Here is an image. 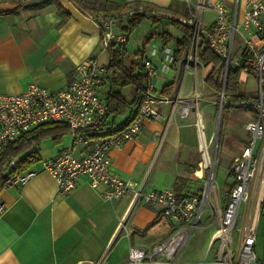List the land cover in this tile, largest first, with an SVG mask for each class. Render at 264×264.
I'll return each mask as SVG.
<instances>
[{
    "label": "built area",
    "instance_id": "built-area-1",
    "mask_svg": "<svg viewBox=\"0 0 264 264\" xmlns=\"http://www.w3.org/2000/svg\"><path fill=\"white\" fill-rule=\"evenodd\" d=\"M187 2V14L177 18L170 16L190 29L188 47L182 53L181 63L184 71L190 68L194 76L198 64H202L199 49L205 45L223 59L221 85L217 94L219 112L224 102L234 105L224 96L225 74L229 67L249 70L258 81V96L245 98L238 104L240 108L252 109L255 114L244 126L248 133L245 146L228 166V174L233 181L222 195L223 205L211 180L214 162H211L208 152L195 76L190 97L180 95V84L171 94L162 93V88L159 90L155 84L154 79L170 71L172 63L176 61L178 46L174 40L167 43L161 40L151 48L150 55L143 57L141 65L146 82L136 110L123 124L106 122L107 104L97 91L106 67L100 65L93 55L76 65L72 78L57 91H50L32 82L20 93L0 94V154L9 143L27 138L35 128L62 123L69 128L73 144L87 145L88 152L77 157L72 147L67 146L52 158L39 160L42 169L53 175L57 192H71L79 177L84 176L91 185H105L102 194L104 199L118 200L130 195L133 202L160 206L162 215L172 223L166 238L148 249L129 245L126 260L119 264H264L256 257L254 250L257 221L264 206V0H245L240 20L237 5L231 10L223 0ZM206 6L214 12L211 25L203 23V9ZM140 13L158 20L166 18L164 14L150 11L143 5L130 7L119 16L110 13L92 15L100 30L102 47L113 50L126 42V33L116 32L114 26L120 19H129ZM236 34L242 40L237 51L233 48ZM153 57L159 58L160 63L155 64ZM157 103L170 104V113L177 112L182 118L194 111L202 165L209 172L205 188L196 193H177L175 188L145 192L142 187H137L112 170L109 151L121 149L124 143L135 139L145 119H160L162 115L156 107ZM31 150L37 152L38 144ZM14 162L15 159L2 171V187L24 184L37 173V169L33 168L12 173ZM212 189L216 208L210 206V221L215 220V230L205 257L212 253L213 245L216 244L213 259L205 258L196 263L180 262L179 256L191 233L200 224ZM4 208L1 201L0 215ZM243 210H246L247 216L243 218L241 226L239 218ZM236 227L238 237L235 241L233 231ZM105 258L103 254L90 264H104Z\"/></svg>",
    "mask_w": 264,
    "mask_h": 264
},
{
    "label": "crops",
    "instance_id": "crops-1",
    "mask_svg": "<svg viewBox=\"0 0 264 264\" xmlns=\"http://www.w3.org/2000/svg\"><path fill=\"white\" fill-rule=\"evenodd\" d=\"M97 1H108V13L112 11L117 16L136 4L145 5L156 12L178 15L186 14L189 7L187 0ZM223 1L231 10L237 5L240 20L245 0L242 3L240 0ZM81 5L88 8L83 9ZM94 12H103L94 0H0V94L20 93L32 82L50 91H57L72 78L74 67L92 55L100 65L107 68L111 51L103 48L99 41L98 24L89 15ZM127 21L128 19H120L114 30L124 32L121 26H125ZM211 22L212 19L206 21L203 18L205 25H211ZM255 41L258 42L256 39ZM240 45L234 44L235 51ZM153 60L155 64L160 63L157 57H153ZM181 62L182 54L177 55L171 68L176 72L182 71L177 84L174 79L168 80L167 77L154 79L158 89L162 88V93H174L179 84V93L182 92L183 76L186 71L192 74V70L189 68L184 71ZM203 68L202 81L205 83L209 67ZM110 72L108 68L97 88L104 100L107 93L102 96L99 87L107 86L109 91L116 85L110 80ZM238 74L239 85L246 82L248 76H252L258 83L256 76L249 70H240ZM196 75L197 72L194 75L197 79ZM194 76L192 74V83L186 91L191 92ZM135 91L128 99L122 96L127 101H132L138 92ZM211 92L214 93L212 90ZM182 96L190 97L188 93ZM156 107L162 115L160 119H145L135 139L124 143L121 149L109 151L111 167L113 172L137 187H142L145 192L175 188L177 193H182L176 181L187 179L196 168L205 170L194 125V111L182 118L177 112L170 113V104L157 103ZM135 108L136 106L131 105L124 114L116 117L111 114L105 118L106 122L123 124L131 117ZM252 119H248L242 126L245 141L234 152L228 166L245 146L248 133L244 126ZM232 126L229 124L227 127L230 129ZM163 132L164 136L158 138V134L162 135ZM157 138L160 139L159 146L162 145L155 161H159V175L164 177L162 182L160 179L148 181L144 178ZM46 139L38 143L36 161L27 167L37 169V173L24 184L0 188V202L5 205L0 215V264H90L103 254L106 255L104 264H119L126 260L129 245L148 249L166 238L172 223L162 215L158 205L145 206L139 201L133 202L130 195L118 200L104 199L102 194L105 185H91L84 176L79 177L71 192H57L53 175L42 169L39 160L52 158L67 146L72 147L74 155L82 157L88 152V146L73 144L70 132L64 133L58 140ZM146 149H150L149 153L152 154L148 163L142 167ZM22 156L16 157L14 163ZM229 177L227 187L218 192L221 205L224 204L222 195L233 181ZM161 217L166 219L164 222L167 225L162 222ZM151 219L152 226L148 230L144 225H148Z\"/></svg>",
    "mask_w": 264,
    "mask_h": 264
},
{
    "label": "rangeland",
    "instance_id": "rangeland-1",
    "mask_svg": "<svg viewBox=\"0 0 264 264\" xmlns=\"http://www.w3.org/2000/svg\"><path fill=\"white\" fill-rule=\"evenodd\" d=\"M92 0H87V2H90ZM243 0H240V3H242ZM97 6V5H95ZM232 6V5H230ZM109 13H114V12H109ZM160 15L164 14L166 18L160 19V20H154L151 17H144L143 19L140 20L138 23V26L133 28L129 34L126 44V52H125V63H129L130 61H135V62H142L144 55H147L150 51V49L154 46H156L158 42V38H152L150 41L145 42L144 41L148 34L151 32H162V31H168L171 35L173 40L178 38L179 36L182 35V31L180 28H178V25H174L169 20H171L169 17H179L180 15L174 14V13H162L158 12ZM203 18L206 21L208 19H214V12L210 10L208 6H206L203 9ZM173 19V18H172ZM177 21V20H176ZM235 46L240 45L241 43V38L239 35L236 34L235 36ZM139 50H144V55L141 58L140 54L138 53ZM137 53V54H136ZM204 66L201 64H198V71H197V88L200 94V105L199 108L202 110L204 118V126L206 127V141L208 144V152L210 154L211 162H214V168H213V187L220 193L222 190L227 187V182H229L230 177L227 174V166L230 162V159L234 152L241 148L243 142L245 141V136H244V131H243V125L248 119L254 118V111L252 109H244L240 108L239 106H232L229 105L227 102H224L222 107H221V113L219 120H217V115L219 111V105H217V95L211 92L210 89L207 88L206 84L204 81H202V75L204 72ZM245 70V69H241ZM182 71L179 72L175 70H170L167 73H161L162 77H167L168 80H175V84L178 83L180 79ZM192 83V74L190 71H186L185 75L183 76V81H182V87L180 90L182 92L180 93L181 95L188 93V95H191L192 92L189 90L186 91L190 84ZM258 83H256L255 79L252 76H248L246 82L240 83L239 91L243 94H249L252 95L253 97H257L259 94V87ZM113 88L115 90H119L121 94L125 98H130V94H134L135 87L132 84H128L125 86H119V85H114ZM99 92L102 94V96H105V92L108 91L107 86H101L99 87ZM194 116V115H193ZM195 117V116H194ZM207 121V122H206ZM157 123V122H155ZM229 124H232V128H228L227 126ZM231 126V125H230ZM164 128V125H163ZM162 128V129H163ZM163 131V130H162ZM159 132L160 134L162 133ZM160 134H158V138H160ZM157 138L156 142V148L152 152L149 153V150L146 149L144 151L143 155V162L141 164L142 167L145 166V164L148 163V158L152 154L148 163L147 169H145L144 173V178L148 179V181H151L152 179H160L161 182L164 179V177H161L159 175V161H155L157 156V153L161 149V145L159 146L160 139ZM47 141H53L52 138L46 139ZM152 150V149H151ZM149 153V154H148ZM158 162V163H157ZM160 174H162L160 172ZM165 176V174H162ZM209 176L208 170H198L196 168L195 171L191 172L190 175H188L187 179H179L178 181V186L182 190L181 192H189V193H196L198 189H204L206 186V179ZM199 187V188H198ZM214 190H211L210 198L208 203L204 206V211L201 217L200 224L195 228L193 233H191V236L187 242V244L184 246L180 256L179 260L180 262L183 263H196L199 262L200 260L202 261L203 259L205 260H212L213 259V253L216 248V244L213 245L214 248L212 250V253L208 257L206 256V252L209 247V242L211 239L212 232L215 230V220L210 221V206L213 205L214 209L215 207V198L213 194ZM246 210H243L241 213V216L239 219L240 225L242 226L243 223V218H246ZM215 218H216V211H215ZM257 221V237H256V242L254 243V250L256 253V257L259 258L261 263H264V213L261 212L260 217H258ZM145 220V218H144ZM151 219L147 223L148 225L146 228L149 230L150 227L152 226V221ZM162 222L166 221L163 217H161ZM169 222V220H168ZM166 223V222H164ZM171 224V222H170ZM167 225V223H166ZM234 232V239L236 241V238L238 237V228L236 227Z\"/></svg>",
    "mask_w": 264,
    "mask_h": 264
},
{
    "label": "trees",
    "instance_id": "trees-1",
    "mask_svg": "<svg viewBox=\"0 0 264 264\" xmlns=\"http://www.w3.org/2000/svg\"><path fill=\"white\" fill-rule=\"evenodd\" d=\"M6 1V0H5ZM94 3H98V7L103 10V12H94L89 15H95L98 13H108L109 6L108 1L98 2L97 0H94ZM137 5L142 4H136L131 7H136ZM147 9H149L147 6L143 5ZM83 9H86L85 5H81ZM130 8V7H129ZM91 9V8H90ZM128 9V8H127ZM150 11H153L149 9ZM93 11V9H92ZM188 12V11H187ZM186 12V14H187ZM111 14V13H110ZM114 15V14H113ZM146 16L142 13L136 14L132 17H130L125 24V26H121L128 36L129 32L138 26V23L141 19ZM170 18V17H169ZM154 20H158L153 18ZM169 20L174 25H178V28L182 31V35L178 38L174 39L178 46V50H176V54L180 56L185 49L188 47L189 37L190 36V29L189 27L179 24L176 19ZM152 38H158L161 39L163 42L167 43L171 40H173L172 35L168 31H162V32H151L148 34V36L144 41L148 42ZM126 44L127 41L119 45L118 47L114 48L111 51V59L109 62V65L107 66L106 70L108 68L110 69L111 73V81L113 84L119 85V86H125L128 84H133L136 88L137 94L135 95L134 100L127 101L121 94L119 90H115L111 88L106 95V106H107V114L106 118L113 114L115 117L116 115L124 114L131 105L137 106L139 96L141 93V90H143L146 78L145 73L143 71L142 62H135L130 61L129 63H125V52H126ZM199 59L200 63H202L204 66L209 67V71L206 74L205 77V83L208 86L209 89H211L216 95L218 94V91L220 89L221 85V79H222V71L224 62L222 58H220L218 55H216L211 49H209L208 46L205 45L201 49H199ZM138 53L140 54V57L142 58L144 55V50H139ZM137 54V53H136ZM242 68L240 67H229L226 74H225V81H224V96L229 101L234 102V105L232 106H239V102L245 98H250L244 96L239 91V72ZM136 110V108H135ZM134 110V111H135ZM133 111V110H132ZM132 112V114L134 113ZM69 132V128L62 123H55L52 125H42L40 127L35 128L33 131H31V134L27 138H22L19 141L9 143L5 149H3V152L0 154V188H2V171L11 165L12 161L20 156L23 155L22 158L16 162L14 165L12 164L11 172H20L24 169H26L30 164L33 163V161H36V152H33L31 148L38 144L40 141L46 139V138H52L53 140H58L64 133Z\"/></svg>",
    "mask_w": 264,
    "mask_h": 264
},
{
    "label": "water",
    "instance_id": "water-1",
    "mask_svg": "<svg viewBox=\"0 0 264 264\" xmlns=\"http://www.w3.org/2000/svg\"><path fill=\"white\" fill-rule=\"evenodd\" d=\"M217 115V120H219V117H220V112L218 111V114ZM262 213H264V206H262Z\"/></svg>",
    "mask_w": 264,
    "mask_h": 264
}]
</instances>
